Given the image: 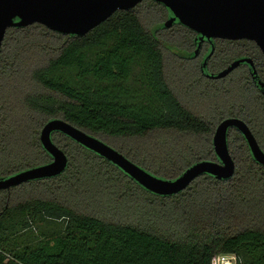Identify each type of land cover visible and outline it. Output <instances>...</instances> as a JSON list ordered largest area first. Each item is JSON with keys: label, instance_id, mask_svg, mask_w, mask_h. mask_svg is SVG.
Returning <instances> with one entry per match:
<instances>
[{"label": "trees", "instance_id": "16d2710c", "mask_svg": "<svg viewBox=\"0 0 264 264\" xmlns=\"http://www.w3.org/2000/svg\"><path fill=\"white\" fill-rule=\"evenodd\" d=\"M171 15L143 0L84 35L37 22L8 28L0 54V176L52 160L40 131L55 117L166 179L199 160L218 161L213 135L229 116L246 121L264 150V96L246 66L224 106L187 105L189 97H214L193 81L198 72L187 57L197 33L177 20L166 27ZM214 43L212 69L250 57L264 81L255 41ZM52 140L68 155L65 171L0 195V264H211L221 252L237 254L238 264H264V165L238 129L228 136L233 176L204 173L171 195L146 189L61 131Z\"/></svg>", "mask_w": 264, "mask_h": 264}, {"label": "water", "instance_id": "95a60500", "mask_svg": "<svg viewBox=\"0 0 264 264\" xmlns=\"http://www.w3.org/2000/svg\"><path fill=\"white\" fill-rule=\"evenodd\" d=\"M143 0H0V54L7 29L41 23L62 33L84 35L105 21L117 10L134 8ZM172 13L166 27L175 20L195 31L200 37L249 39L256 42L264 53V0H155ZM212 46L211 53H213ZM198 50H196L197 54ZM246 62L257 73L254 61L242 57L212 75L222 78L241 63ZM264 94V82L259 81ZM234 127L246 138L254 158L264 165V150L250 126L240 117L222 119L215 128L213 147L217 160L202 159L174 179L158 177L129 159L125 154L72 123L55 117L41 128L40 141L51 154L52 160L19 171L0 179V189H10L30 180L53 177L68 166V155L52 140L53 131H61L71 138L113 162L146 189L161 195H171L186 189L198 176L209 173L219 179L230 178L236 170L228 144L229 130Z\"/></svg>", "mask_w": 264, "mask_h": 264}, {"label": "flooded vegetation", "instance_id": "af4514ba", "mask_svg": "<svg viewBox=\"0 0 264 264\" xmlns=\"http://www.w3.org/2000/svg\"><path fill=\"white\" fill-rule=\"evenodd\" d=\"M199 37L200 36L198 34L195 36L196 45H195V48L193 50V54L187 58L195 66V68L197 69V72H198L197 76L195 74L196 77H193L194 83L199 84L200 87L203 89H210L211 95L214 97V101H212L209 104V106H224L225 99L229 95L228 92L231 89L230 86L232 87L233 84L235 82H238L239 79L241 81L242 77L241 78L239 77L238 69L240 67L243 68L244 66L247 67V74L250 75L253 84L257 86V88L260 90L261 94L264 96V94L262 93V87L259 83V81L262 79L260 78L258 71H257V73H254L253 68L250 66V64H248L246 62L241 63L235 69H233L228 75H226L222 78L211 77L212 75L217 74L219 71H221L224 68H222L220 70H214L211 68L210 63H209L211 56L215 52V43H214L215 38H212V39L204 38L200 42ZM212 46H214L213 53L208 58L207 56L211 53ZM204 48H205V50H204ZM196 50H198L197 54L195 53ZM240 58H242V57H240ZM244 72H245V69H242V74ZM246 79H248V78H246ZM248 81H250V80L248 79ZM7 177H9V176H7ZM7 177L0 176V179L7 178ZM11 188L10 189H0V195L3 196V191H5V190L9 191V190H11Z\"/></svg>", "mask_w": 264, "mask_h": 264}, {"label": "built area", "instance_id": "2783aa9c", "mask_svg": "<svg viewBox=\"0 0 264 264\" xmlns=\"http://www.w3.org/2000/svg\"><path fill=\"white\" fill-rule=\"evenodd\" d=\"M238 256L235 253L221 252L216 254L212 259L211 264H238Z\"/></svg>", "mask_w": 264, "mask_h": 264}, {"label": "rangeland", "instance_id": "374dc122", "mask_svg": "<svg viewBox=\"0 0 264 264\" xmlns=\"http://www.w3.org/2000/svg\"><path fill=\"white\" fill-rule=\"evenodd\" d=\"M191 98V101L189 103H187L189 106H199V107H206V106H209V104L212 102V101H205V99H202V98H199L198 101L192 97H189ZM195 101V102H194ZM22 193L21 191L19 192H16V195ZM54 232L58 233L60 232L59 228H56L55 230H53Z\"/></svg>", "mask_w": 264, "mask_h": 264}]
</instances>
